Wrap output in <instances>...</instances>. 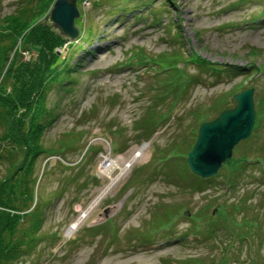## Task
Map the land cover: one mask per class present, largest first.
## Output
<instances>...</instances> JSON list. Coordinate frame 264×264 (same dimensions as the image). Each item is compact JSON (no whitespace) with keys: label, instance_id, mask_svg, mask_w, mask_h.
<instances>
[{"label":"rangeland","instance_id":"1","mask_svg":"<svg viewBox=\"0 0 264 264\" xmlns=\"http://www.w3.org/2000/svg\"><path fill=\"white\" fill-rule=\"evenodd\" d=\"M23 1L0 0V17L15 12ZM75 2L81 15L74 23L83 26L84 34L59 53L68 57L61 63L73 70L66 86L45 93L42 104L53 120L47 117L50 122L41 136L50 148L69 143L73 135L80 137L61 152L71 167L55 164L57 157L49 155L33 183V196L23 199L31 207L36 194L32 219L41 218L29 240L34 245L19 253L16 264H190L187 259L220 264L224 256L225 264H264V180L256 178L259 166L264 170V0H100L84 13L82 2ZM141 53L144 58L179 53V70L186 76L198 74L200 81L190 82L181 93V86L175 88L181 78L164 71L160 76L171 81L151 90L155 64L149 58L139 61L136 55ZM187 54L222 71L182 63L181 55ZM36 55L33 49H20L16 60ZM248 86L253 87L259 122L233 146L230 158L244 155L250 164L243 166L234 189H226L221 180L199 190L195 179L181 170L180 154H172L187 151L194 138L196 124L192 126L190 114L209 111L210 118L234 89ZM150 109L154 116L139 122ZM143 142V159L65 236L66 226L108 181L99 172L101 162L125 157ZM86 143L99 144L101 151L90 150L81 158ZM113 144L125 149L114 154ZM84 158L83 168L73 167ZM11 169L8 162L0 163V178ZM230 201L241 207L230 214L237 222L253 220L251 228L237 227L230 238L219 230L207 238L186 233H206L204 218L214 217V208ZM17 223L19 229L28 220L19 218ZM241 231L249 235L244 242L237 236Z\"/></svg>","mask_w":264,"mask_h":264},{"label":"trees","instance_id":"2","mask_svg":"<svg viewBox=\"0 0 264 264\" xmlns=\"http://www.w3.org/2000/svg\"><path fill=\"white\" fill-rule=\"evenodd\" d=\"M52 1L53 0H24L15 12L5 17H0V143L2 142L0 145V163L8 162L12 167L9 172L0 178V264H16V258L19 253L26 252L29 249L26 246H30L31 248L34 245L33 242L29 240L32 239L40 223L41 217L32 219L35 215L33 212L36 205H38V198H36L37 196L35 194V200L31 207V201L26 205L23 199L33 196V183L40 169V165L38 164L39 160L41 161L49 155L54 154L57 157L54 159L55 164L64 168H70L71 166L64 163L65 157L61 152L71 147L70 143L72 139L74 141L75 138L80 137L79 135H73L69 139V143L61 141L57 144L56 148L46 147L42 143V129L50 122L49 120H53L49 110H46L42 104L46 98L45 93L47 90H51V88H62L63 85L66 86V81L64 82V80H68L69 77H67V74L69 70H73L66 67L67 64L65 63V69L62 72L58 71V67H64V63L62 64V61L59 60L60 56L57 55L55 48L61 47L65 39L58 35L57 32L43 20V16L47 12ZM261 12H264V5ZM20 49L21 51L33 49L37 54L36 58L28 61H17L16 59H18L17 57ZM11 52L12 57L9 58ZM136 56L141 58V60H139L141 62H143L145 58H149H144L145 55L143 54ZM177 57H179V53L167 55L160 54L157 57H150L148 60L152 64H158L160 68L157 69H163V71L168 70V75L171 73V75L175 74L177 78H181V81L177 80V83H175V88L181 86L182 93L190 82L198 80L199 78L197 77L198 74L195 76L184 75L182 68L181 71L179 70V60ZM180 58L182 63L193 61L196 67H202L203 70L206 71L210 69L222 71L221 67L216 66L217 68H215V65L211 66L208 64V61L195 55L188 54L187 57L181 55ZM5 62H8V67H5L3 71L2 66H4ZM54 64L57 65V69ZM161 78L159 80H161ZM159 80H156V84ZM168 81H171L169 77H164L163 80L154 87H151V85L149 89L156 91L157 88L160 89L161 86L167 85ZM60 84L61 86L59 87L58 85ZM5 87L9 88V91H6ZM235 90L236 89L233 91ZM218 104H223V106L219 107L215 114L221 108L230 106L228 99L227 101L223 99V101ZM208 112L209 111L192 112L190 114L192 126L193 124L197 126L198 122L201 120L212 118L213 116L208 118ZM158 115H160V113ZM153 116L154 111L150 109L147 110L138 121L140 122L143 120V122L146 123ZM47 117H49V120ZM255 122L258 123L259 120L257 119ZM256 125L257 124L254 123L253 127H256ZM193 135L195 134L193 133ZM192 141L193 139L189 147ZM83 148L84 150L81 158L90 150L97 149L101 151L100 145L94 143H86ZM111 149L113 153H121L125 147H115L113 144ZM185 153L186 151H181L172 154H180L181 170L184 171V173L187 171L189 176L195 179V183L193 184L199 190L202 189L201 186L203 184L218 183L221 180L225 183L226 189H234L237 185L238 178L241 176L243 166L250 164V159L244 155L236 158L232 157L223 163L220 170L221 172L216 174V176L200 178L189 172L184 163ZM80 159L73 167H84L86 158H84L83 162L80 161ZM47 161L44 163L43 167L46 166L48 163ZM256 162L258 161L256 160ZM41 172L42 175L44 169L41 170ZM258 172L256 178L264 180V170L262 166H259ZM176 173L182 180L178 170H176ZM234 210H241V207L236 205L234 201L219 203L216 206L215 216L204 218L206 233H198L194 230H189V232L186 233H194L200 238H207V236H211L214 231L219 230L226 233L229 238L230 236L235 237L237 227L243 228V226H246L251 228L253 220L247 221L244 217L240 219V222H237L234 216L230 214ZM16 211H22V216H19ZM19 218L21 221L27 219L28 223L17 229L16 223ZM195 225L196 224L193 226ZM98 227H100V225L96 227L91 226L90 228L97 229ZM247 235L248 234L244 231L237 234L238 238L241 240H244ZM22 246H24V248H22ZM19 247H21V249H19ZM225 259L226 256H224L219 263L225 264ZM187 262L190 264H198L197 261L195 262L191 259H187Z\"/></svg>","mask_w":264,"mask_h":264},{"label":"water","instance_id":"3","mask_svg":"<svg viewBox=\"0 0 264 264\" xmlns=\"http://www.w3.org/2000/svg\"><path fill=\"white\" fill-rule=\"evenodd\" d=\"M75 1L53 0L43 19L67 40L79 35V27L74 23L78 17ZM252 92L253 88L247 87L233 93V106L221 109L213 118L197 125L194 141L185 156V163L193 174L203 178L214 175L230 157L234 144L248 136L255 115Z\"/></svg>","mask_w":264,"mask_h":264},{"label":"bare ground","instance_id":"4","mask_svg":"<svg viewBox=\"0 0 264 264\" xmlns=\"http://www.w3.org/2000/svg\"><path fill=\"white\" fill-rule=\"evenodd\" d=\"M84 1V5L82 6V13H84L83 11L91 9L92 5L94 3L99 2L100 0H83ZM99 4V3H98ZM76 5V2H75ZM78 5V4H77ZM80 7V5H78ZM80 13V14H79ZM81 15V12L78 11V17L79 18ZM82 31H79V35L76 39L74 40H70L71 44H74L75 42H77V40L82 37V33H80ZM64 49V47H58L56 50V53L59 55L60 52H62ZM60 56V55H59ZM68 59V57H66L65 55L60 56L59 60H61L62 62L66 61ZM65 63H64V67H58V71L62 72L65 69ZM55 68L57 69V65L54 64ZM146 148V142L141 143L140 145H138V147L134 148L132 151H130V153L123 157V156H116L115 159L113 160H107L104 159L101 164L99 165V172L102 173L103 175L106 176L107 178V182L101 187V189L98 191V193L96 194V196L90 201V203L88 204V206L86 207L85 210H82L81 212H83L84 214L78 215L73 221H71L65 228L64 230V235L65 236H69L73 231H75V229L78 227V224L83 220V217H86V213H88L92 207H94L98 201L104 196L106 195L108 192H110V190L120 181L124 178L125 175H127L129 168L132 166V164H134L135 162H138L140 160L143 159L144 157V150ZM117 168V171L115 174H111V170L114 168Z\"/></svg>","mask_w":264,"mask_h":264},{"label":"built area","instance_id":"5","mask_svg":"<svg viewBox=\"0 0 264 264\" xmlns=\"http://www.w3.org/2000/svg\"><path fill=\"white\" fill-rule=\"evenodd\" d=\"M83 3H84V1H83Z\"/></svg>","mask_w":264,"mask_h":264}]
</instances>
